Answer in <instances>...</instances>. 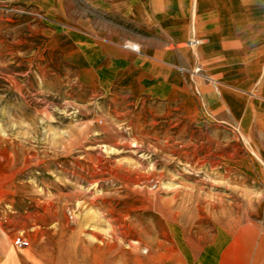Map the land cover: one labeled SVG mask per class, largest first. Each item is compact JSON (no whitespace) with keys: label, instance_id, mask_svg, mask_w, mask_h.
<instances>
[{"label":"rangeland","instance_id":"1","mask_svg":"<svg viewBox=\"0 0 264 264\" xmlns=\"http://www.w3.org/2000/svg\"><path fill=\"white\" fill-rule=\"evenodd\" d=\"M149 1L165 3L149 44L183 17L186 40L164 29L161 59L127 40L143 57L105 60L77 55L36 5L0 0V264H264V74L238 90L253 119L220 120L195 0Z\"/></svg>","mask_w":264,"mask_h":264},{"label":"crops","instance_id":"2","mask_svg":"<svg viewBox=\"0 0 264 264\" xmlns=\"http://www.w3.org/2000/svg\"><path fill=\"white\" fill-rule=\"evenodd\" d=\"M3 1L36 5L43 11L46 20L60 28L62 36H67L62 38V42L78 43L73 49H77V55L81 54L84 59L90 57L91 48L97 57L105 60L118 58L116 54L121 57H143L120 45L127 40L139 43L146 57L151 52V55L161 59L164 55V29L178 35L180 41L186 40L190 33L189 19L183 17L168 23V28L164 23L157 24L158 43L156 46L149 44V27L154 22L165 20L163 1L152 5L149 0ZM259 5L253 0H204L197 4L195 0L191 11L192 21L195 19L199 25L197 32L204 34L205 52H208V108L222 121L253 119L251 110L247 113L249 117H243L237 107L238 90L255 89L262 82L264 74V53L259 30L255 28L258 24L256 7ZM152 9L157 11L156 18L150 12ZM185 10H188L187 5ZM101 20H107L109 28H104ZM200 26H203V30H200ZM134 30L139 39L133 38ZM116 41L120 43L117 45ZM94 72L102 73L100 69ZM99 80L104 87L109 85L107 79L101 81V75ZM259 120L262 123L260 129L264 132V114L256 122ZM244 131L248 137L252 136L247 126Z\"/></svg>","mask_w":264,"mask_h":264},{"label":"built area","instance_id":"3","mask_svg":"<svg viewBox=\"0 0 264 264\" xmlns=\"http://www.w3.org/2000/svg\"><path fill=\"white\" fill-rule=\"evenodd\" d=\"M154 186H157V183ZM14 244L18 248H26L30 245V242L27 238H25L23 236H17L14 239Z\"/></svg>","mask_w":264,"mask_h":264}]
</instances>
